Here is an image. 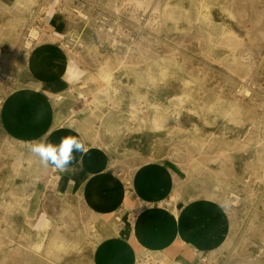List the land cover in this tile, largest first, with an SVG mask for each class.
Wrapping results in <instances>:
<instances>
[{
  "label": "rangeland",
  "instance_id": "obj_1",
  "mask_svg": "<svg viewBox=\"0 0 264 264\" xmlns=\"http://www.w3.org/2000/svg\"><path fill=\"white\" fill-rule=\"evenodd\" d=\"M16 1L0 0V112L26 45H37L36 30L42 42L68 52L66 66L84 70L76 85L95 76L99 88L116 92L117 99L87 110L90 137L115 161H170L175 182L200 186L217 201L209 208L224 210L226 249L216 235L207 264L263 256L264 0ZM155 112L174 122L179 137L153 125ZM107 115L115 116L109 125ZM2 230L0 264H22L23 234L13 232L9 242Z\"/></svg>",
  "mask_w": 264,
  "mask_h": 264
},
{
  "label": "crops",
  "instance_id": "obj_2",
  "mask_svg": "<svg viewBox=\"0 0 264 264\" xmlns=\"http://www.w3.org/2000/svg\"><path fill=\"white\" fill-rule=\"evenodd\" d=\"M61 50L37 44L27 54L31 73L19 72L20 85L3 102L0 233L5 228L8 236L2 237L13 241V232L23 234L22 264H207L216 235L227 234L224 210L210 209L217 201L191 182L171 202L172 162L115 161L91 138L84 101L61 79L67 58ZM44 135L54 143L79 135L89 148L82 169L69 174L42 167L28 142ZM250 264H264V255Z\"/></svg>",
  "mask_w": 264,
  "mask_h": 264
},
{
  "label": "bare ground",
  "instance_id": "obj_3",
  "mask_svg": "<svg viewBox=\"0 0 264 264\" xmlns=\"http://www.w3.org/2000/svg\"><path fill=\"white\" fill-rule=\"evenodd\" d=\"M254 1V0H253ZM17 3H22V2H24L23 0H17L16 1ZM145 2V1H144ZM27 3H29V0H28V2ZM141 3V0H139L138 1V4H140ZM19 4V5H20ZM24 4V3H23ZM28 5H30V3L28 4ZM238 5V4H237ZM240 5V4H239ZM151 8V7H150ZM259 8V7H258ZM161 9V8H160ZM167 10V9H166ZM172 10V9H171ZM241 10V9H240ZM163 11V10H162ZM161 11V12H162ZM173 11V10H172ZM175 11V10H174ZM173 11V12H174ZM236 11V10H235ZM151 11H148V13H150ZM23 13V12H22ZM178 13H180V12H178ZM238 14V13H237ZM174 15V14H173ZM149 16V15H148ZM248 16V15H247ZM174 18V17H173ZM165 19V18H164ZM163 19V20H164ZM172 19V18H171ZM162 20V21H163ZM173 20V19H172ZM171 20V21H172ZM188 21H189V19H187ZM186 20V21H187ZM165 21V20H164ZM176 21V20H175ZM187 21V22H188ZM173 23H175L174 21H173ZM188 25H190V24H188ZM253 25V24H252ZM255 29V28H254ZM33 30V29H32ZM30 31L31 32V34H33V35H35V36H33L32 37V39L35 41H33L34 43H36V44H39L40 42H42V40H43V38L41 37L40 38V36H38L37 35V33L39 34V32H36V30H33V31ZM38 31V30H37ZM261 35V34H260ZM4 36V35H3ZM231 36H233V35H231ZM230 38H232V37H230ZM236 38V37H235ZM263 38V37H262ZM31 39V38H30ZM231 40V39H230ZM226 40H224V43H226L225 42ZM240 41V40H239ZM239 41H237L238 43H239ZM235 42H236V40H235ZM234 42V43H235ZM65 43V42H64ZM237 43V44H238ZM223 44V43H222ZM44 45V44H43ZM60 45V44H59ZM133 45V44H132ZM220 45V44H219ZM226 45H228V44H226ZM67 46V45H66ZM218 46V45H217ZM229 46V45H228ZM240 46H241V44H240ZM24 47V46H23ZM68 47V46H67ZM235 47H236V45H235ZM18 48V47H17ZM16 48V49H17ZM20 48V47H19ZM26 48H27V51H28V53L32 50V45H30V44H27L26 45ZM59 48V47H58ZM61 48V47H60ZM132 48V47H131ZM241 48H242V46H241ZM248 48V47H247ZM62 49V48H61ZM71 49V48H70ZM233 49V48H232ZM235 49V48H234ZM63 50V49H62ZM61 50V51H62ZM69 50V49H68ZM72 50V49H71ZM64 51V50H63ZM65 52V51H64ZM232 52V51H231ZM27 53V54H28ZM242 53V52H241ZM26 54V56H22L23 57V60H22V62L19 64V65H21L20 66V69H21V72H22V76H24L25 74H28V73H31V70H30V58L28 57V55ZM65 54H68V52H66ZM233 54H234V51H233ZM250 54V53H249ZM232 55V54H231ZM239 55V54H238ZM46 56V55H45ZM13 57V56H12ZM43 58V57H42ZM11 59V58H10ZM234 59H237V58H234ZM175 61V60H174ZM158 61H156V63H157ZM163 62H164V58H163ZM177 62V61H176ZM39 63V62H38ZM243 63V62H242ZM247 63V62H246ZM50 64V63H49ZM158 64V63H157ZM167 64V63H166ZM170 64V63H169ZM172 64V63H171ZM46 65V64H45ZM175 65V64H174ZM245 65V64H244ZM38 66V65H37ZM42 66H43V64H42ZM102 66V65H101ZM100 66V67H101ZM107 66V65H106ZM148 66V65H147ZM155 66H157V65H155ZM48 67V66H47ZM152 67H154V66H152ZM159 67V66H158ZM157 67V68H158ZM42 68V67H41ZM151 68V67H150ZM156 68V69H157ZM41 70V69H40ZM147 71V70H146ZM54 72V71H53ZM53 72H52V74H53ZM98 74V73H97ZM99 75V74H98ZM16 76V75H15ZM101 76L106 80V81H108V79H109V73L108 72H104L103 74H101ZM138 76V75H137ZM92 77H94V78H90V80H88V82H86V83H83V84H78V85H76V86H72V89L73 90H75V92L77 93V96L78 97H81L82 98V100L84 101V109L85 110H89V112L90 113H92L91 111H93L94 110V108H96V103H97V101H100V100H104L105 102H108V101H113V100H115V99H117V95H116V92H114L113 91V89H112V87L111 86H108V84L105 86V88H99V86H97L96 85V83H95V76H92ZM35 78V77H34ZM100 78V77H99ZM22 80H24L23 78H22ZM36 80V79H35ZM191 80H192V78H191ZM193 81V80H192ZM243 81V80H242ZM41 82V81H40ZM103 83V82H102ZM18 85H20V78H18L16 81H15V83H13L11 86H10V89H13L15 86H18ZM104 87V86H103ZM69 89V87H66V89ZM9 89V90H10ZM65 89V90H66ZM8 90V91H9ZM8 91H7V93H8ZM65 91H63V92H58L59 94H56V96H58V98L59 99H61L62 98V96L65 94L64 93ZM235 92V91H234ZM7 93L5 94V96H4V98H2L3 99V101L5 100V97H6V95H7ZM240 94V93H239ZM89 96V97H88ZM186 96H188V95H186ZM88 99V100H87ZM181 99V98H180ZM202 99V98H201ZM194 102V101H193ZM197 102V101H196ZM203 102V101H202ZM195 103V102H194ZM234 103V102H233ZM117 104V103H116ZM200 104V103H199ZM198 104V105H199ZM205 105V104H204ZM135 108V106L132 108V109H134ZM201 108H203V106L201 107ZM63 109V108H62ZM115 109V108H114ZM64 110H65V108H64ZM63 110V111H64ZM137 110V109H136ZM201 110V109H200ZM112 111V110H111ZM194 111V110H193ZM74 112V110H72L70 113H72V114H74L73 113ZM108 112H110V111H108ZM115 112V111H114ZM195 112V111H194ZM201 112H203V111H201ZM62 113V112H61ZM83 113V112H82ZM197 113V112H196ZM108 114V113H107ZM115 114H116V112H115ZM202 114V113H201ZM88 115V114H87ZM153 118H152V121L154 122L153 123V125H157V127H164V126H166L167 127V131L170 133V135H171V133L173 134V136H175V137H179V135H178V133L177 134H175V132L174 131H178V130H176V129H178V127L174 124V122H172L170 119H168L162 112H155L153 115ZM114 117L115 116H112V115H107V117H106V124L107 125H109V124H111L112 122H113V119H114ZM87 118V117H86ZM90 118V117H89ZM116 119V118H115ZM86 120V119H85ZM84 120V121H85ZM147 120H148V118H147ZM149 122V121H148ZM93 124V123H92ZM94 126V125H93ZM104 127V126H103ZM101 128V127H100ZM95 131V130H94ZM96 131H98V129H96ZM95 131V132H96ZM112 136V135H111ZM189 136V135H188ZM102 137V136H101ZM105 137V136H104ZM192 137H193V135H192ZM101 139V138H100ZM105 139V138H104ZM181 139V138H180ZM182 139H184V138H182ZM191 139V138H190ZM191 141V140H190ZM175 145V144H174ZM207 149V148H206ZM180 153V152H179ZM20 156V155H19ZM185 159V158H184ZM208 159V158H207ZM189 160V159H188ZM29 161V160H28ZM192 162H194V161H192ZM191 162V163H192ZM19 163V162H18ZM182 163V162H181ZM210 164V163H209ZM20 165V164H19ZM182 165V164H181ZM188 167H190V172H191V174L192 175H194V176H196L197 174H199V172H200V167L198 166V165H190V166H188ZM16 169V168H15ZM188 169V168H187ZM128 174V173H127ZM176 174V173H175ZM189 174V173H188ZM187 174V175H188ZM15 176V175H14ZM201 176V175H200ZM191 177V176H190ZM193 178V177H192ZM195 178V177H194ZM184 179V178H183ZM215 179V178H214ZM218 179V178H217ZM216 179V180H217ZM183 187H184V185L182 184V183H180V182H173V185H172V187H171V189L173 190V192H174V194L173 195H171L170 197H171V202H175L177 199H181V195H182V192H183ZM170 191V190H169ZM230 193H232L233 191H229ZM118 193V192H117ZM170 197H169V199H170ZM19 198V197H18ZM21 198V197H20ZM17 201V200H16ZM18 203V202H17ZM163 203V202H162ZM159 204V203H158ZM168 204V203H167ZM160 206V205H159ZM19 207V206H18ZM174 207V206H173ZM175 208V207H174ZM167 209V208H166ZM171 211V210H170ZM169 211V212H170ZM172 214H173V212H172ZM184 214V213H183ZM175 215V214H174ZM122 219V218H121ZM176 219V218H175ZM179 221V220H178ZM114 224V223H113ZM9 227V226H8ZM5 229V228H4ZM216 229V228H215ZM6 231V230H5ZM4 231V232H5ZM209 232H210V229H209ZM212 232H213V230H212ZM4 234H6V232L4 233ZM8 236V235H7ZM231 237V236H230ZM221 242H222V238H220L219 239ZM219 242V241H218ZM226 242V241H225ZM228 242V241H227ZM223 243V245L225 244L226 245V243H224V242H222ZM228 244V243H227ZM224 245V246H225ZM168 246V245H167ZM224 246H223V248H224ZM220 247V246H219ZM170 249V248H169ZM225 249H226V246H225ZM145 250V249H144ZM216 250V249H215ZM215 254H216V252H215ZM168 255V254H167Z\"/></svg>",
  "mask_w": 264,
  "mask_h": 264
},
{
  "label": "clouds",
  "instance_id": "obj_4",
  "mask_svg": "<svg viewBox=\"0 0 264 264\" xmlns=\"http://www.w3.org/2000/svg\"><path fill=\"white\" fill-rule=\"evenodd\" d=\"M85 75L74 62L69 63L64 75L61 77L69 87L75 86ZM29 152L36 158L44 168L51 167L59 173H74L77 168L82 169L85 157L88 155L89 148L86 142L76 136H64L59 142H51L47 135L41 136L36 140L28 142ZM69 183H74L70 180Z\"/></svg>",
  "mask_w": 264,
  "mask_h": 264
}]
</instances>
